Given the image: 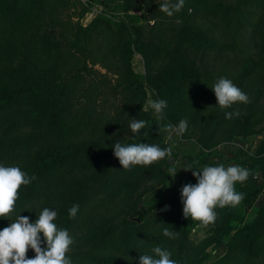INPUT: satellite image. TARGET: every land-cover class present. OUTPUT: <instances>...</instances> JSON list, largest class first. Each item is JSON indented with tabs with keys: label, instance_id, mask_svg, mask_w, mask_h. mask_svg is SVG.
Returning a JSON list of instances; mask_svg holds the SVG:
<instances>
[{
	"label": "trees",
	"instance_id": "obj_1",
	"mask_svg": "<svg viewBox=\"0 0 264 264\" xmlns=\"http://www.w3.org/2000/svg\"><path fill=\"white\" fill-rule=\"evenodd\" d=\"M57 2L58 0H0L1 14H4L0 22L9 18L22 20L42 16L48 6H55ZM162 2L163 0L156 3L146 1L145 11L149 22H160L163 25L174 19L175 24H181L188 20L189 9H192L194 12L202 11L205 15L220 17L228 28L236 27L239 33L251 27L264 32V0H237L234 5L218 0H185L183 9L172 17L159 11V4ZM125 4L128 6V2ZM187 28V25L179 28L180 32L176 36L184 51L189 48L216 52L234 49L241 55L246 54L239 46V38L221 44L207 33L190 32ZM93 31V27L76 30L75 47L84 54V60L75 53H70L67 58L51 30L43 35H38L37 32L29 45L25 42L24 48L28 49L30 46L37 55L56 51L54 65L42 66L36 60L22 58L18 67L5 71L4 77L8 83L0 91V164L9 156L21 153L30 161L19 168L29 177H36L29 185L21 186L18 200L23 203L47 202L44 206L53 207L57 212L55 224L69 229L86 226L96 212L108 205L111 196L117 190L119 192L135 176L134 173L142 168L134 165L130 170H124L114 156L115 143L144 142L161 148L171 146L173 139H169L168 132L159 131V128L167 124L168 118L173 116L184 101L189 100L185 91L187 86L200 82L206 76L190 68H178L164 72L161 80L154 78L151 69L139 77L133 70L132 60L136 52H147L142 46L141 27L134 26L133 32H129V46L125 53L128 69L134 78L127 83L125 90L132 94L130 100H139L140 105L134 107L127 117L118 114L109 122H103L97 115L85 110L74 112L73 96L76 94L72 93L75 84L82 88L78 85L81 84L80 75H85L81 74V68L77 65L75 68L69 65L72 57L79 65L87 59L88 50L84 42ZM159 31L164 29L161 27ZM243 61H248V67L252 62L249 55ZM207 81L210 83L211 79L208 78ZM261 92L262 89L259 93ZM160 99L167 101V107L158 116L149 104ZM133 118L147 121L146 129H141V135L133 134L129 127ZM119 123L122 126L113 133ZM22 125L29 129L22 131ZM91 126L97 132L103 128H108V131L101 130L100 134L85 138L83 142L69 141L68 137L72 133H81ZM145 132L148 133L146 137ZM173 142L177 144V150H173V153L178 154L183 161H209L207 154L197 145L190 144L185 136ZM241 147L245 148L246 143ZM168 163L171 164L170 160H167ZM247 166L257 168L255 171L260 175L252 176L247 185L237 182L235 189L245 195L241 203L258 205L263 211L264 158L253 160V163L247 162ZM91 170L96 174H92ZM87 171H90V175L86 179L78 175L79 172ZM176 178L168 172L160 189L153 190L139 205L134 206L117 226L99 233L92 246L69 251L66 255L72 264H132L126 260L118 261L114 257H107L105 250L111 247L126 255L163 243L171 244L170 258L177 261V264H264V254H260L264 251V215L251 224L243 225V217L238 210L240 204L236 207L219 208L218 211H223L224 216L217 227H214L211 237L195 243L185 226L187 223L194 226L198 221L186 219L182 208L178 214L172 211L158 213V208L151 204L159 196L162 195L165 202L177 203ZM74 204H78L79 209L76 216L71 218L69 209ZM9 215L0 218V230L10 225ZM164 228L177 232L176 238L165 237ZM208 246L212 247L207 251ZM42 247H46V244H42ZM259 254L261 256L257 257ZM27 255L34 258V250L29 248Z\"/></svg>",
	"mask_w": 264,
	"mask_h": 264
},
{
	"label": "rangeland",
	"instance_id": "obj_2",
	"mask_svg": "<svg viewBox=\"0 0 264 264\" xmlns=\"http://www.w3.org/2000/svg\"><path fill=\"white\" fill-rule=\"evenodd\" d=\"M146 1L58 0L57 5L48 6L42 16L22 20L9 18L0 22V91L8 83L4 77L5 71L18 67L22 58L36 60L42 66L54 65L56 51L51 50L49 54L37 55L30 46L28 49L24 48L25 42L29 45L37 32L38 35H43L51 30L67 58L70 57V53H75L84 60V54L75 47L76 30L93 27L94 31L84 42V46L88 50L87 59L79 65L72 57V62L69 65L73 68L77 65L81 68V74L85 75H80L81 84L78 85L82 88H78L75 84L72 93L76 94L73 96L75 106L72 111L85 110L90 114L97 115L103 122L115 119L118 114L127 117L134 107L140 105L139 100H130L132 94L125 90L127 83L134 78L125 59V53L129 46L128 35L130 31L133 32L134 26L141 27L142 46L147 52L146 54L136 52L132 60L133 70L139 77L149 69L156 80H161L164 72L178 68H190L195 72L206 74L200 82L187 86L185 91L189 100L184 101L173 116L168 118L166 125L176 126L179 121L186 120L188 128L183 135L171 132L173 139L171 147L176 151L177 144L173 141L181 140L185 136L190 144L197 145L207 154L209 161L191 163L183 161L184 159H181L178 154L172 153L171 164H167L168 159L165 158L150 166H142L119 192L117 190L111 196L108 205L96 212L95 217L91 218L86 226L69 229L57 225L58 228L67 229L73 238L74 242L69 251L92 246L97 236L99 237V233L117 226L134 206L139 205L140 201L148 197L153 190L161 188L169 169H174L177 172L175 189L177 203L165 202L161 195L151 204L152 207L158 208L157 212L166 203L171 205L170 211L175 214H178L181 208L183 209L182 187L189 183H197L192 174L195 169H185L221 164L225 167L242 166L250 170L249 178L241 183L242 185L248 183L252 176L260 175L255 171L257 168H249L247 162L253 163V160L264 158V32H259L256 28L251 27L245 28L242 33H239L236 27L228 28V25L221 21L220 17L208 16L202 11L194 12L192 9H189L188 20L181 24H175L174 19H170L163 25L160 22H149L148 14L145 11ZM148 1L156 3L159 0ZM218 1L234 5L237 0ZM125 2H128V6ZM3 16L4 14H1L0 10V18ZM185 25L188 26L187 30L190 32L207 33L209 37L221 44L239 38L241 40L239 41L240 48L245 50L252 61L250 66H247L248 61H243L247 55L244 53L241 55L234 49L225 52L205 51L203 48L182 50L176 36L180 32L179 28ZM161 27L164 31H159ZM58 55L61 57L60 53ZM220 77L230 79L249 96L250 103H236L231 108L221 110L215 93L211 89ZM208 78L211 79L210 83L207 81ZM261 89L262 92L259 93ZM225 112H239V115H234L232 119L228 120L225 119ZM120 126L122 125L119 123L113 133H116ZM23 129L29 128L22 125L21 130L23 131ZM101 130L106 132L108 128ZM101 130L97 132L96 128L91 126L85 128L81 133H72L68 139L75 143L83 142L85 138L100 134ZM245 143L246 147L242 148L241 146ZM21 150L22 153H25L24 149ZM19 154L9 156L0 165L6 167L27 165L30 160L23 154ZM91 173L93 174L94 171L91 170ZM78 175L86 179L90 175V171L79 172ZM154 175L155 178H153ZM44 204L48 203L30 201L23 203L17 200L14 210L9 215L10 223L14 222L18 215L27 216L31 222H35L40 212L46 208ZM50 208L54 210L53 207ZM218 209L219 207L215 209L216 220L207 226H202L199 222L194 226H191L190 223L186 224L185 229L189 231V236L195 243L211 237L214 227H217L224 216V212L218 211ZM238 210L243 217V225L251 224L264 215V210L262 211L258 205L249 206L240 203ZM53 222L57 223L56 220ZM40 235L43 240V233ZM154 247L151 245L142 252L126 255L109 247L105 253H107V257H114L113 259L118 261L126 260L132 264H139L141 255H155L152 252ZM160 247L169 252L172 251L171 244L163 243ZM211 247L208 246L206 250H210ZM260 254H264V251ZM260 254L257 257H260ZM27 258L33 257L27 255Z\"/></svg>",
	"mask_w": 264,
	"mask_h": 264
},
{
	"label": "clouds",
	"instance_id": "obj_3",
	"mask_svg": "<svg viewBox=\"0 0 264 264\" xmlns=\"http://www.w3.org/2000/svg\"><path fill=\"white\" fill-rule=\"evenodd\" d=\"M185 6V0H163L159 4V11L171 17L180 12ZM218 101V106L223 109L231 108L236 103H250L249 96L236 86L230 79L220 77L211 87ZM150 108L155 114L161 116L167 107V101L160 99L151 101ZM239 112H225V119H232ZM129 127L133 134L141 135V129H146L147 121L131 119ZM188 128L186 120L179 121L178 125H164L159 131L171 132L183 135ZM147 132L144 133L146 137ZM173 148H161L156 144L131 143L114 145V156L118 158L124 170H130L132 166H150L155 162L172 157ZM196 178V184H186L181 189L183 203V215L192 221H198L202 226L213 223L217 214V207H236L245 198L243 193L237 192V182L243 183L250 176V170L242 166H204L203 168H189ZM177 172L169 169V175L175 178ZM36 177H29L18 166L0 165V217L8 216L19 199L21 186L29 185ZM79 205L74 204L69 209V216L74 218ZM57 212L51 208H44L35 222H31L27 216L18 215L14 222L0 230V264H72L66 255L73 238L67 229L58 228L53 222ZM43 233V240L41 239ZM163 235L169 239H175L177 232L168 228L163 229ZM46 244V247H42ZM31 248L35 252L34 258H27V252ZM155 255L143 254L139 257V264H177L171 259V252L156 246L152 249Z\"/></svg>",
	"mask_w": 264,
	"mask_h": 264
},
{
	"label": "water",
	"instance_id": "obj_4",
	"mask_svg": "<svg viewBox=\"0 0 264 264\" xmlns=\"http://www.w3.org/2000/svg\"><path fill=\"white\" fill-rule=\"evenodd\" d=\"M170 161H171V158H170ZM172 162V161H171ZM171 205L169 203H166L163 207H161L158 212L159 213H163V212H167V211H170L171 210Z\"/></svg>",
	"mask_w": 264,
	"mask_h": 264
}]
</instances>
